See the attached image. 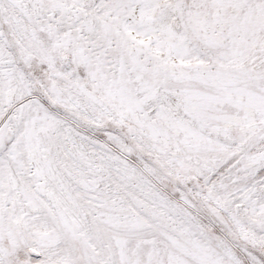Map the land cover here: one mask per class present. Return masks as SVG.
<instances>
[{
  "label": "snow or ice",
  "instance_id": "6c2138e0",
  "mask_svg": "<svg viewBox=\"0 0 264 264\" xmlns=\"http://www.w3.org/2000/svg\"><path fill=\"white\" fill-rule=\"evenodd\" d=\"M0 264H264V0H0Z\"/></svg>",
  "mask_w": 264,
  "mask_h": 264
}]
</instances>
